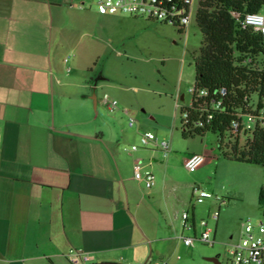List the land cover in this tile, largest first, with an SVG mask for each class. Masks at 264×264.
Segmentation results:
<instances>
[{
    "label": "crops",
    "instance_id": "1",
    "mask_svg": "<svg viewBox=\"0 0 264 264\" xmlns=\"http://www.w3.org/2000/svg\"><path fill=\"white\" fill-rule=\"evenodd\" d=\"M73 12L90 13L97 27L117 16L133 22L55 0H0V264H71L75 252L91 262H173L202 216L187 209L194 229H184L171 202V146L166 156L158 142L143 146L142 134L154 132L141 120L120 137L116 121L129 112L102 106L117 88L103 55L85 50V23ZM109 57L121 56L108 47ZM137 164L154 173L152 189L134 178ZM208 218L216 241L220 217Z\"/></svg>",
    "mask_w": 264,
    "mask_h": 264
},
{
    "label": "rangeland",
    "instance_id": "2",
    "mask_svg": "<svg viewBox=\"0 0 264 264\" xmlns=\"http://www.w3.org/2000/svg\"><path fill=\"white\" fill-rule=\"evenodd\" d=\"M55 1L69 7L76 4L83 11H94L98 7V0ZM198 1L192 0L190 22L182 29L130 16L126 18L133 22H123L117 16L113 22L101 21L100 27L96 26L99 22L90 13L81 12L80 15L73 12L70 18H80L85 23L82 25L83 32L87 34L84 48L89 53L96 51L103 55L101 65L105 66L110 84L117 88L113 93L104 92L103 98L107 95L117 100L119 107L129 112L116 121L120 137L122 132L132 129L128 117H133L137 123L135 128L141 120L159 141L170 144L171 155L176 158L172 163L176 191L170 193L174 208L181 214L195 206L198 218L202 216L207 220L208 215L220 211L214 246L200 242L191 248L183 246L176 251L175 261L167 264H232L229 250L241 239L242 223L247 220L255 224L264 223L263 210L258 203L259 191L264 186V168L224 158L218 149V138L213 134L194 138H184L182 134L180 109L192 103L195 57L202 42L195 20ZM95 32L103 37L111 35L114 40L107 41L108 45L95 42L91 37ZM107 46L111 53H120L121 57L118 60L106 59ZM92 105L94 107L93 100ZM193 154L205 155L210 162L191 173L179 160ZM195 186L212 193L215 198L203 204L196 203L192 195ZM216 197L226 198L228 203L220 205ZM210 224L215 226L213 222ZM197 233H200V228ZM185 236L194 237L192 232H186Z\"/></svg>",
    "mask_w": 264,
    "mask_h": 264
},
{
    "label": "trees",
    "instance_id": "3",
    "mask_svg": "<svg viewBox=\"0 0 264 264\" xmlns=\"http://www.w3.org/2000/svg\"><path fill=\"white\" fill-rule=\"evenodd\" d=\"M263 9L264 0L198 1L195 20L202 42L195 57L194 93L191 106L180 109L184 138L213 134L224 158L262 168L264 127L233 136L231 126L242 116L264 111V40L233 13L243 17ZM203 90L207 96L198 97ZM258 203L264 215V186Z\"/></svg>",
    "mask_w": 264,
    "mask_h": 264
},
{
    "label": "built area",
    "instance_id": "4",
    "mask_svg": "<svg viewBox=\"0 0 264 264\" xmlns=\"http://www.w3.org/2000/svg\"><path fill=\"white\" fill-rule=\"evenodd\" d=\"M98 12L100 14H125L133 18H144L151 22H158L165 25L182 29L190 22L192 14V0H98ZM237 19L242 18L244 27H250L260 34L264 40V14L250 13L243 17L239 13H233ZM194 89L192 90V94ZM224 93V91H222ZM207 96V91L203 90L198 93V97ZM102 104L111 113H114L118 107V101L105 96ZM221 102L217 103L216 108L221 107ZM186 118V115H183ZM240 121L234 122L231 126V134L238 136L245 132H251L257 127H264V111L259 114H248L240 117ZM212 119V115L208 116ZM129 127L136 125V120L133 117H128ZM151 142H158L163 154L166 156L171 151L167 141H159L158 137L152 132H146L141 136V144L147 146ZM135 151L138 146H133ZM207 161L205 155L193 154L190 155L185 163V168L193 173L202 167ZM134 178L142 182L147 190L155 186L156 178L151 171H142V168L137 164L134 168ZM193 195L196 198V203L203 204L208 199H214V195L200 187L193 188ZM220 205H226L228 200L223 197H216ZM220 211H215L211 214L213 221H218ZM181 223L184 229H194V223L190 218L188 211L181 213ZM201 232L195 237H184V243L188 247H194L197 242L205 245L214 246L213 238L214 229L209 225L207 219L199 220ZM230 260L232 264H264V223H253L251 220L242 223V236L237 244L232 245L229 250ZM71 264H86L91 263L92 257L75 252L70 256ZM145 264H166L164 261H148Z\"/></svg>",
    "mask_w": 264,
    "mask_h": 264
},
{
    "label": "water",
    "instance_id": "5",
    "mask_svg": "<svg viewBox=\"0 0 264 264\" xmlns=\"http://www.w3.org/2000/svg\"><path fill=\"white\" fill-rule=\"evenodd\" d=\"M97 84V82H95ZM216 261V260H214ZM86 264H121V263H113V262H91V263H86Z\"/></svg>",
    "mask_w": 264,
    "mask_h": 264
}]
</instances>
